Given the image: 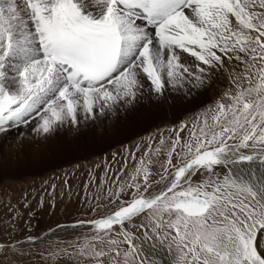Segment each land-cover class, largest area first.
I'll list each match as a JSON object with an SVG mask.
<instances>
[{
	"label": "snow or ice",
	"instance_id": "snow-or-ice-1",
	"mask_svg": "<svg viewBox=\"0 0 264 264\" xmlns=\"http://www.w3.org/2000/svg\"><path fill=\"white\" fill-rule=\"evenodd\" d=\"M217 73L233 88L187 139V125L175 133L163 188L149 190L152 161L141 159L131 182L106 197L110 213L79 222L92 235L65 256L264 264V0H0V133L33 121L44 139L65 125L81 132L166 91L209 86ZM197 174L207 179L194 186ZM9 211L14 228L21 213ZM9 253L27 255L19 241L0 242V264H17Z\"/></svg>",
	"mask_w": 264,
	"mask_h": 264
},
{
	"label": "rangeland",
	"instance_id": "rangeland-1",
	"mask_svg": "<svg viewBox=\"0 0 264 264\" xmlns=\"http://www.w3.org/2000/svg\"><path fill=\"white\" fill-rule=\"evenodd\" d=\"M217 77L215 89L187 88L182 93L166 91L164 98L159 100L161 107L158 114L150 102L142 101L126 113L119 112L107 118L100 117L95 121V124H100V127L95 128L98 132L104 129L103 133L111 134L116 130L118 131L116 133L124 131L126 134L121 140L103 142L101 147L99 145L97 147L94 140L82 139L86 137L82 133L85 131L83 126L81 132H74L65 125L59 136L53 135L47 139L37 136L33 131L32 138H36L37 141L33 150L38 149L39 143L44 146L53 141L58 142L59 152L50 157V165L37 169L23 167L20 170L11 167V164L0 167V170L5 171L3 173L0 171V242H24L28 236L40 238L45 234H49L50 238L38 241L34 245H23V251L27 255L9 253L17 264H77L80 258L69 259L63 250L75 252L76 249L71 245L82 244L92 235L91 228L68 232L61 237H56L51 231L63 225H76L75 223L80 221L87 222L109 214L115 205L108 204L106 197L110 192L118 191L120 185L131 182L130 175L141 159L146 162L152 161L149 164L152 172L150 179L153 181L150 191L165 182L161 179V176L165 175L162 164L167 159V148L175 133L182 125H187L188 127L180 133L187 139L193 127L203 121L204 113L214 109L224 93L233 88L227 73H217ZM115 117L121 125L118 126L122 128L121 130L113 125ZM32 124L34 128L36 122ZM139 125H143L141 130H135L134 127L138 128ZM4 140L0 146L10 149L13 144L10 145L9 140ZM161 140L164 141L163 145L160 143ZM21 146L23 145L18 146L17 152L23 148ZM158 147L161 149L160 154H152ZM3 152L0 151V163L3 162L1 159ZM145 153L149 155L145 156ZM11 170L18 172L13 174ZM171 171L169 169V173ZM203 179L207 177L200 174L193 176V185ZM52 185H55L54 190ZM126 191L134 192L135 189ZM41 198L44 201L43 208L39 207ZM130 198L128 195L123 197ZM25 200L31 205L30 209L24 208ZM11 206L17 207L21 213L20 218L13 221L14 228H9L4 223L6 220H12V213L9 211ZM94 208L95 211L92 210ZM29 211L33 213L32 216L28 215ZM140 219L143 220V217ZM5 264L8 262L5 261Z\"/></svg>",
	"mask_w": 264,
	"mask_h": 264
},
{
	"label": "bare ground",
	"instance_id": "bare-ground-1",
	"mask_svg": "<svg viewBox=\"0 0 264 264\" xmlns=\"http://www.w3.org/2000/svg\"><path fill=\"white\" fill-rule=\"evenodd\" d=\"M219 77V76H218ZM217 74L214 75L211 78V84L209 86L204 87L205 90H209L211 87H213V89H215L216 87V82H217ZM216 79V80H215ZM215 80V81H214ZM191 88V87H189ZM193 89V88H192ZM204 90V91H205ZM143 101H147L148 103L150 102L151 105H153L154 110H156L157 114L160 113V104L159 101H148V100H143ZM171 111V110H170ZM172 113V112H170ZM170 116V115H169ZM117 117H115V123H113L114 126H116V129H122L119 128L118 126H121L119 121L116 120ZM35 121H33L32 123H34ZM28 124V125H19L17 127H13L11 129H9L6 132H2L0 133V145L3 143V141L9 140L10 145H12V147H10V149H5L3 147L0 148V151L2 150V158L3 159L0 163V167H4L8 164H11V167H16V169H20L23 167H28V168H38V167H43V166H47L50 165V157L51 156H55L58 152H59V147H58V142L54 143L53 141H49L48 143H46L44 146H41V143L38 144V149L37 150H33V146L35 144H37L36 138H32V134L33 133V124ZM97 127H100V124H95L94 127L89 128L85 131H83L82 133H84L86 137H82V139H91L97 142V147L98 145H102L103 142H107V141H111V140H121L122 138H125V132L124 131H120L119 133H116L118 131L113 130L111 134L108 133H103L102 131L104 130H100L99 132L95 129ZM143 127V125H139V127H134L135 130L139 131L141 130V128ZM104 128V127H102ZM125 128V127H124ZM35 132V131H34ZM36 133V132H35ZM61 133V131H57L54 135L59 136V134ZM114 133V134H113ZM20 135V136H17ZM22 135V136H21ZM80 140V139H79ZM92 143V142H90ZM19 145H23L21 147L20 152H17V148ZM93 146V145H92ZM96 147V146H94ZM96 147V148H97ZM101 147V146H100ZM91 150V149H90ZM94 150V149H92ZM7 167V166H6ZM13 169V168H11ZM10 170V169H9ZM19 170V171H20ZM1 173L5 172L2 170ZM12 171V170H11ZM13 174L17 173V170H13L12 171ZM11 172V173H12ZM166 183L163 182L158 188H156L153 191H158L160 189L163 188L164 184ZM88 226L87 224H85L84 226H79V224L76 225H70V226H60L58 227L55 231H51L53 232L56 237H61L63 235H65L68 232H74V231H80V230H85L87 229ZM50 236L49 234H45L42 237H40L39 239H37L38 241H43L46 239H49ZM23 245H27L28 243H26V241L21 242Z\"/></svg>",
	"mask_w": 264,
	"mask_h": 264
}]
</instances>
